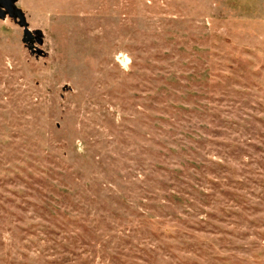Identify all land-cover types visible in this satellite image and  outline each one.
<instances>
[{
	"label": "rangeland",
	"instance_id": "374dc122",
	"mask_svg": "<svg viewBox=\"0 0 264 264\" xmlns=\"http://www.w3.org/2000/svg\"><path fill=\"white\" fill-rule=\"evenodd\" d=\"M16 6L0 264H264V0Z\"/></svg>",
	"mask_w": 264,
	"mask_h": 264
},
{
	"label": "water",
	"instance_id": "95a60500",
	"mask_svg": "<svg viewBox=\"0 0 264 264\" xmlns=\"http://www.w3.org/2000/svg\"><path fill=\"white\" fill-rule=\"evenodd\" d=\"M18 0H10L5 2L0 0V20L5 21L9 16H12L14 11L17 10L16 2ZM17 17H21L20 25L24 29V37L22 43L30 51L32 56H36L37 59L44 57V51L39 47L44 46V38L39 32H31L28 25H24L25 17L16 13ZM37 44L39 47H36Z\"/></svg>",
	"mask_w": 264,
	"mask_h": 264
},
{
	"label": "flooded vegetation",
	"instance_id": "af4514ba",
	"mask_svg": "<svg viewBox=\"0 0 264 264\" xmlns=\"http://www.w3.org/2000/svg\"><path fill=\"white\" fill-rule=\"evenodd\" d=\"M5 2H7V1H10V0H4Z\"/></svg>",
	"mask_w": 264,
	"mask_h": 264
}]
</instances>
